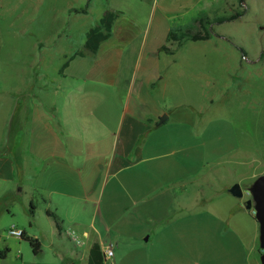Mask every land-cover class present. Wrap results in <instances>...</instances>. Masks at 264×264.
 <instances>
[{"label":"crops","instance_id":"0c3cea01","mask_svg":"<svg viewBox=\"0 0 264 264\" xmlns=\"http://www.w3.org/2000/svg\"><path fill=\"white\" fill-rule=\"evenodd\" d=\"M209 1L138 0L132 5L106 0L108 8L92 27L107 11L118 18L96 54L83 50L90 27L80 47L63 57L59 80L37 87V94L34 73L15 89L0 81V115L5 116L0 185L29 181L39 207L59 219L58 232L46 215L53 222L51 239L67 237L75 261L87 264L89 249L97 243L101 251L113 253L106 264H259L258 224L250 210L240 202L220 210L195 206L191 198L211 147H221L219 132L225 125L218 126L212 142L210 123L199 122L193 111L176 117L177 106L164 108L151 95L162 79L155 69L156 52L166 45L169 20ZM79 51L83 56L73 58L60 75ZM47 91L52 92L41 97ZM25 115L26 124H16L17 130L27 126L19 163L10 150L15 149L10 132L13 120ZM3 190L1 196L11 194ZM29 209L33 216L38 206L30 200Z\"/></svg>","mask_w":264,"mask_h":264},{"label":"rangeland","instance_id":"374dc122","mask_svg":"<svg viewBox=\"0 0 264 264\" xmlns=\"http://www.w3.org/2000/svg\"><path fill=\"white\" fill-rule=\"evenodd\" d=\"M105 1L90 0L87 4V0H0V81L15 89L25 82V75L34 73L36 94L37 87L58 81L57 69L63 57L80 47L83 33L108 8ZM127 1L133 5L138 0ZM238 1L210 0L193 13L172 17L169 26L184 31L202 13L209 17L231 15L241 9ZM243 2L245 14L209 27V40L166 42L162 46L168 47L170 53L159 49L156 52L155 69L160 70L158 77L162 79L157 81L151 95L157 103L164 108L177 106L180 112H174L176 117L193 111L199 122L210 123L212 142L219 132L218 126L225 125V131L219 132L221 147H211L204 175L194 181L191 191L195 206L211 204L216 210L228 203L240 202L245 206L249 200L245 189L264 173V0ZM87 13L84 17L77 16ZM139 79V74L135 75L134 89ZM48 92L52 91L42 93L41 97ZM41 97L36 103L42 101ZM28 116L25 115V121L22 117L13 120L9 136L15 143V149H10L12 156L18 155L19 163L22 145L26 143ZM4 117L0 115V142ZM19 121L25 124L17 130ZM195 161L197 164V153ZM16 183L12 179L1 181L0 185V192L3 189L11 192L8 196L0 194V250L9 249L0 264H85L73 259L75 248L67 237L55 234L54 240L51 239L53 222L39 207L40 197L27 187L29 181L26 185ZM234 184L242 188L241 198L228 192ZM30 200L38 206L33 216ZM15 228L25 230L29 238H38L37 254L27 241L8 234ZM257 251L260 264L263 251L259 243ZM67 256H71L70 260Z\"/></svg>","mask_w":264,"mask_h":264},{"label":"trees","instance_id":"16d2710c","mask_svg":"<svg viewBox=\"0 0 264 264\" xmlns=\"http://www.w3.org/2000/svg\"><path fill=\"white\" fill-rule=\"evenodd\" d=\"M89 1L90 0H87V4L89 3ZM238 4L241 9L233 11L231 15L209 17V15L202 13L198 17L194 18L192 20V24L186 27L184 31L176 28H170L166 37V42H176L177 44H180L185 40H190L193 42L209 40L211 38V32L209 27H212L213 25H219L225 22L234 21L238 18H241L245 14L246 10L244 8L245 5L243 0H239ZM117 18L118 13L110 11L105 12L100 18V20L96 23V25L86 33L85 40L83 43V50L91 54H96L100 44L108 40L112 36L113 25ZM158 51L170 53L169 48L166 46H161ZM81 56H83V53L80 51L70 56L60 68L59 74L63 75L64 69L67 67L68 63L73 58ZM46 215L53 219L55 227L59 232L60 226L58 217L54 213H51L49 211L46 212ZM20 239L27 241L33 249V252L37 254L40 249L38 240L29 238L23 231ZM8 252L9 249L6 247L0 250V259H5ZM87 264H105L103 253L97 243H93L89 249Z\"/></svg>","mask_w":264,"mask_h":264},{"label":"water","instance_id":"95a60500","mask_svg":"<svg viewBox=\"0 0 264 264\" xmlns=\"http://www.w3.org/2000/svg\"><path fill=\"white\" fill-rule=\"evenodd\" d=\"M165 118V117H163ZM163 122L162 118L159 123ZM249 193V200L245 203V208L254 212V218L258 224V243L263 253L260 255V264H264V173L258 176L251 185L245 189ZM228 192L236 198H241L243 190L239 184H234Z\"/></svg>","mask_w":264,"mask_h":264},{"label":"built area","instance_id":"2783aa9c","mask_svg":"<svg viewBox=\"0 0 264 264\" xmlns=\"http://www.w3.org/2000/svg\"><path fill=\"white\" fill-rule=\"evenodd\" d=\"M245 193H246V197H250L248 192H245ZM252 214L254 215L253 211H252ZM8 234L11 235V236H14L16 238H21L22 231L18 230V229H10ZM72 240L76 241V239L74 237H72ZM77 244H78V246L82 245V243H79L78 241H77ZM102 253H103L104 261H105V264H106L108 262V260L112 257L113 253H112V251L110 249H105L104 251H102Z\"/></svg>","mask_w":264,"mask_h":264}]
</instances>
